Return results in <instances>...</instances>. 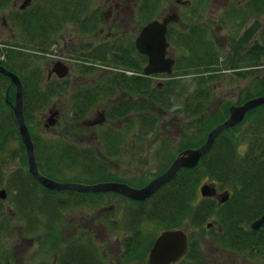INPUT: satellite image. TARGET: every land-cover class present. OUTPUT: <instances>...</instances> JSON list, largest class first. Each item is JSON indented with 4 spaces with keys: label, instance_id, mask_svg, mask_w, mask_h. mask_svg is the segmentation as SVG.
Returning a JSON list of instances; mask_svg holds the SVG:
<instances>
[{
    "label": "rangeland",
    "instance_id": "374dc122",
    "mask_svg": "<svg viewBox=\"0 0 264 264\" xmlns=\"http://www.w3.org/2000/svg\"><path fill=\"white\" fill-rule=\"evenodd\" d=\"M19 1L20 0H9L5 7H0V17L4 16L6 21L7 15H9L10 21L11 18H16L18 7L15 6L18 5ZM74 1L78 2L79 0ZM70 2L71 1L68 0L69 4ZM156 3L157 6L166 5L164 0H155L154 4ZM226 7V9L224 7H217L212 3L207 5L206 2L204 6L199 8L195 15L189 16V20L195 21L197 23L196 25L204 30L203 35L204 32H206V37L203 38L206 40H202V44L208 47L212 42L214 45L213 52L215 51L217 54L215 59L212 57L208 59L211 63L210 69H206L208 68L206 66H200L201 68L195 67L197 59L194 60V58L197 52L191 53L185 45L179 44L178 47L185 57H179L178 64L175 66L172 75H170V77L174 78V83L172 84L171 80L165 81L168 77L164 78L163 76H158L157 78L153 77L151 82L152 85L159 87V90L161 89L160 96L164 98L166 103L168 102L167 106L162 107L151 102L152 100L148 101L146 99L144 103H146V105L150 103L146 106L147 108L145 110L134 109L135 111H131L132 109H129L130 113L127 118L113 119L110 117L111 119H108L107 123L102 127L94 126L89 127L87 131L84 130L83 136L85 141L82 142L84 144H92V146H88L87 148L83 146V150L95 148L98 145L100 148L103 147L106 149L107 146L109 147V141L117 142L121 145V154L117 157H108L107 160L109 171L114 177L117 176L118 180V176L128 178L131 179V184L133 186L139 188L145 187L151 181L166 172L180 153L188 149H197L207 141L209 133L216 128V126L205 133L204 142L202 145H199L198 140L201 138L202 134L198 130L199 124L197 123L201 117L211 115L216 111L219 113L222 108L225 109L229 107L230 109L232 106H240L252 99L264 96V84L261 83L264 81V49L262 50V46L264 47V0H261L259 3L256 0L234 1ZM235 7L237 9H235ZM160 11H164L163 7L159 8L156 13L159 14ZM72 26L68 25L69 33H71ZM127 32L130 33L129 31ZM12 33H14L15 39L8 40V42L10 45L18 46L15 50L21 48L33 50V42L30 41L29 38H23L20 28L15 26ZM90 33V40L93 44L88 41V48L83 50V52H87L89 56L91 53L96 54V52H93L94 48L100 47L98 42L95 43L100 37L98 31L94 30ZM68 37L71 38V36ZM2 42L4 43L3 38L0 36V48H3ZM55 49L56 54L54 52L51 53L68 58L67 52L58 49V47ZM97 49L95 51H97ZM201 49V44H199L197 49L198 52H200ZM259 51H262V53ZM103 52L106 56L112 54V51L107 52V50L98 51V54ZM52 59L54 58L47 55L42 62L35 63L37 66L34 68H41L44 70L45 65L50 63ZM87 61L99 64L94 67L95 70L92 71V75L95 73L93 75L94 78L91 77V79H93V84L102 82L108 83L106 79L107 75L112 77L117 76L119 73L118 69H123L121 66H119L118 69H114L107 67L109 64L106 66V64L102 62ZM38 63L40 65H38ZM73 63L75 67L76 63ZM86 64L87 63H80L77 65L81 66ZM198 64L196 66H199ZM46 73L45 70L44 74ZM73 74L74 72H70L66 77L65 86L72 85L71 77ZM96 77H98V79H95ZM163 83H166L167 86ZM8 86V82L3 79L0 80L1 96L4 97ZM117 90L118 89H115V93L108 97H111V101L104 100V103H102L100 99L97 100L92 106L89 114L95 115L97 110H100L106 105V107H111L109 102H115L120 99L128 100L127 98L133 97L132 93H134V91H128V94L126 91L122 90L117 92ZM201 90L210 94V101L208 104L206 103L207 107L205 106L206 108L202 111L195 112L198 103L191 102V100L193 96L200 93ZM134 97L137 101L141 96L137 94ZM259 107L261 108L258 110L257 108ZM129 110L127 112H129ZM252 110L262 113L256 114L254 112V115L253 112H250ZM252 110L249 111L250 113L247 112L244 120L241 122V130L249 129L254 120L256 121L259 119L264 123V104ZM45 112L47 113L48 110L33 111L31 114L29 113V118L27 117L25 119L31 135L32 133L37 135L43 131L47 132L43 129V123L41 121V116ZM60 114L61 115L58 116L54 115V117L58 118L57 123L60 121V125H58L57 129L63 127L65 122H68V125L73 122L71 118V101L69 102L68 100V104L64 106ZM85 117L86 116L83 118ZM227 119H224V121ZM84 120L88 119L85 118L82 122ZM86 125L88 124L86 123ZM70 129L75 132L77 130L73 124L68 126V139L72 142L71 137L73 139L76 138L72 136ZM107 130L111 132L109 136L104 135ZM78 131L82 132L81 129H78ZM80 136L79 134L76 135L77 139H79ZM44 137L47 138L46 142H49L51 140L49 138L52 137V135L50 132H47ZM244 139V144L240 146V152L242 154L249 149V138L248 140L247 138ZM19 144V141L14 138L7 144V148L15 153L19 148ZM45 150L46 146L41 151V157L45 158L42 163L44 164V169L47 170L45 160L48 161V163H50V161L53 163L54 160L52 159V154ZM51 151L54 153V150ZM78 164L79 162L76 165H69V162L67 166H64V163L61 164L58 169L60 172L53 177L54 180L62 183H82L80 181H87L86 176L88 177V175H84V165L80 164L79 166ZM28 171L29 168L25 165L23 154L19 153H16V155L12 157V162L4 171L6 183L0 186V190L6 189L8 194L5 199H0V264H58L60 253L66 245H69L71 242H77L82 245L87 244V242H93L96 251L101 254L105 264H114L116 260L122 262L124 261V254L128 252L125 251L126 249L122 245V237L126 231L131 230L134 234L138 230L140 232L142 231V235L144 237L146 236L144 240L148 237L149 247H144L142 251L137 250L139 253L142 252V256L130 262L133 264H145L149 260V250L154 241L156 242L157 235L173 229L165 228L164 223L160 221H148L144 225L143 220H137L134 227L135 223H133L130 218L125 217L126 215H123L125 214V210H128L132 204L125 201L121 202L113 195H103L100 198L86 196V198L93 200L89 203L68 205L64 210L59 212V215H57L55 219H51L52 222H55L54 224L56 226L54 230H50L54 228V225L49 219L43 217V222H40L39 219L35 220V218H32V221L27 218L23 219L22 215L27 213V211L18 209L16 203V199L20 193L8 187L9 180L13 179L11 177L13 172H17V175H19L18 178L20 179L24 175L28 177ZM41 172H44V170ZM76 179L80 181H75ZM217 189L218 193L228 191L230 194L229 198L231 197L232 190L229 187L217 185ZM199 193L200 197H204L201 193V187L199 188ZM53 196L57 203H62L65 196L68 198L66 194ZM208 198H213L219 203L216 197ZM85 200L87 201V199ZM226 202H223V204ZM110 204L118 206V209H115L112 214L115 212L119 222L114 221L110 215L105 216L106 212L113 209L110 208ZM185 221L188 225L190 224L189 228L183 229L188 234V245L190 246L192 242L193 234L198 241L196 251L199 253V259L195 258L194 260H196L197 264H204L206 257L207 261L214 257L213 253H211L213 250L212 245L213 243L215 245L217 244L214 242L212 234L214 231L222 228L218 224V213L215 212L211 218L205 222L203 228L193 226L188 219ZM210 222L212 226L209 227L208 223ZM253 223H251L250 226L245 224L246 228L251 232L261 233V235L264 236V224L260 228L254 229L252 227ZM3 228L5 229L2 230ZM46 228H49L50 233H52V231H54V233L56 231L57 233H55V235H47L48 232ZM81 230H83L82 234L80 233ZM130 234L132 235V233ZM133 237H135V235ZM244 244L245 242L243 246ZM121 248L124 250L122 254L119 253ZM252 248L253 249L247 248L249 250L247 251L249 262L264 264V244H258ZM136 249L137 247L132 248V254ZM117 256L119 259H117ZM9 259H11L12 262H10ZM112 260L114 261L111 262ZM130 262L128 261V263ZM184 263H186V261Z\"/></svg>",
    "mask_w": 264,
    "mask_h": 264
},
{
    "label": "trees",
    "instance_id": "16d2710c",
    "mask_svg": "<svg viewBox=\"0 0 264 264\" xmlns=\"http://www.w3.org/2000/svg\"><path fill=\"white\" fill-rule=\"evenodd\" d=\"M8 1L9 0H0V7H5ZM70 1V4L68 3V17L72 20L75 19V15L80 11L81 4L80 1ZM202 40L205 39L201 37V39L196 42L190 37V40H184V45L191 53L197 52L194 60L197 59L196 65L199 63V66L195 65V67L201 68L200 66H206L208 67L206 69H210L211 63L208 59H210L209 57L215 59L217 53L215 51L213 52V44H209L207 47L205 44H202ZM199 44H201L202 48L200 52L197 50ZM263 49L264 47L262 46V50ZM127 52L129 53V51ZM259 52L262 53V51ZM99 55H103L99 56L100 60L106 63L108 62L104 52L101 54L99 53ZM112 59L111 62L116 68L119 66L131 68L127 57L123 59L119 56H113ZM92 71V69L88 70L90 73H92ZM106 79L108 80V83L102 82L96 85L106 86L108 84H116L125 88L126 91H134L141 96L140 101L136 103L125 101L123 104L120 102V106H117L109 112V118H127L130 113L129 109H132L131 111L134 109L145 110L146 105L144 100L146 99L152 100L162 107L167 106L164 98L160 96V91L157 89L156 85L151 84L152 80L149 78H139L121 71L114 77L108 75V78ZM39 83V76H30V78L25 81L26 92L24 94L25 103L23 108L25 119L27 117L29 118V113L31 114L33 111L37 110L32 109L35 105L34 102H36V100L34 101L35 97L32 96V94L33 87L35 85L37 86ZM261 83L264 84V81ZM39 92L43 91L39 90ZM209 96L210 94L203 90L193 96L191 102L198 103L195 112L202 111L207 107L206 105L210 101ZM97 100H99L98 97H93L92 93L88 95V98H83V95L78 92L74 105L75 119L80 120L83 116L88 114ZM7 102L6 98L0 94V186H3L6 183V180L4 179V171L5 168L9 167L12 162V157L16 155V153L23 154L25 165L29 167L28 155L19 132L18 121L12 106ZM46 102L44 96L41 95L39 101L40 106L44 107ZM261 107L257 109L259 110ZM128 110L129 112H127ZM229 111V107H226L225 109L222 108L219 113L216 111L211 115L199 119V122L197 123L199 124L198 130L202 134L201 138L198 140L199 145L203 144L205 133H207L209 129H213L219 123H222L224 119H227ZM250 112H253L254 115L255 113H262L253 110ZM241 124L242 123L222 132L217 138L214 146L203 156L196 167L182 168L172 180L167 182L155 193L151 201L141 203L139 206L137 205L136 210H138H133L132 213L151 215V218L149 219L164 223L165 228L168 229H187L190 227V224L188 225L185 220L188 219L191 221L193 226L203 228L205 222L217 212L218 224L222 227V231L217 233L214 231L212 234V238L216 244L240 248L243 247V243L245 242L244 247L251 249L258 244L263 245L264 236H262L261 233L259 234L249 231L246 228V225L250 226L251 223L264 215V123L259 119L256 121L254 120L253 123H251L252 126L250 125L251 127L249 129L247 128L244 130H241ZM14 138L20 143L19 148L15 153L7 148V144ZM32 138L35 144L37 163L49 177L53 178L58 172H60L58 169L61 164L64 163V166H67L68 162L69 165H76L79 162V166L80 164L84 165L85 174L84 172L83 174L88 175V177L86 176L88 182H94V179L100 181L113 179V175L109 171L110 169H108L107 162L104 159H101L95 155V153H88L87 155L80 154V147L77 148V146L70 144L69 142L67 145V142L61 139V141L52 143V146L49 144L46 145V150L52 154V159L54 160L53 163L51 161L48 163V161L45 160L47 171L44 169L45 167H43L44 164L42 163L45 158L41 157V151L44 147L42 143L38 141V137L33 133ZM244 138H247V140L249 138V149L242 154L240 152V146L244 144ZM108 143L109 147L107 146L106 149L110 154L108 157H111L115 155L113 153V142L109 141ZM70 148L74 149L70 150ZM51 150H54V153ZM11 175L13 179L9 180L8 187L17 190L20 193L16 199L18 209L26 210L27 213L22 215L23 219L27 218L30 221H32V218H35V220L39 219L40 222H43L44 219L42 218L44 217L52 222L51 219H55V217L59 215V212L64 210L68 205H75V199L84 198L85 196H99L93 193H86L77 190L56 191L46 188L39 181L35 180L29 171L27 172L28 177L24 175L20 179L18 178L19 175H17V172H13ZM75 181L80 180L76 179ZM205 182H215L221 187H229L232 190L231 197L224 204H218L217 200L213 198L200 197L199 188L201 184ZM59 194H66L68 195V198L65 196L62 203H57L53 195ZM133 208L134 207H132V209ZM54 223L55 222L53 221L52 224L54 225V228L50 230L55 229L56 225ZM4 229L5 228L2 230ZM46 230L48 232L47 235H55V233H57L56 231L55 233L54 231L50 233L49 228H46ZM80 233L82 234L83 230H81ZM133 238H137V235ZM127 241L130 240L128 239ZM148 241L149 240L147 239L144 240V238H142L140 244L137 241L138 243L133 245L135 248L137 247L133 254L139 253L138 251H142L144 247H149ZM197 244L198 241L193 234L188 255L184 257L185 261L190 263L191 257L195 252L198 253L196 251ZM9 261L12 262L11 259H9ZM58 264H105V262L101 254L96 251L93 242H87L85 245L71 242L69 245H66L60 253Z\"/></svg>",
    "mask_w": 264,
    "mask_h": 264
},
{
    "label": "flooded vegetation",
    "instance_id": "af4514ba",
    "mask_svg": "<svg viewBox=\"0 0 264 264\" xmlns=\"http://www.w3.org/2000/svg\"><path fill=\"white\" fill-rule=\"evenodd\" d=\"M81 4L80 11L77 12L75 15V19H70L68 17V0H32L27 6L22 8L25 0H20L18 5V14L16 18H11L7 15V21L4 16L0 17V36L3 38L4 43L2 44L3 48H0V65L7 68L11 72L15 73L21 79L23 85V95L26 92V85L25 81H27L30 76H39L40 83L33 87V94L32 96L35 97L34 101L36 100L35 105L32 109H46L48 112L42 115V125L43 129L52 135L49 139V142H46L47 138L44 137L47 132L38 133L36 136L38 137V141H40L45 147L47 144L52 146V143H56L58 140H64L70 144L77 146V148H81L80 154L87 155L88 153H95L101 159H104L106 162L108 160V156L110 155L107 149L103 147L100 148L98 145L95 148H89L83 150V146L86 148L88 146H92V144H84L82 141L84 140V132L89 129V127H102L109 118V112L120 106V102L124 104L125 101H130V103H136L140 99L136 101L135 97L137 94L134 92L132 93L133 97L127 98L128 100H118L115 102H109L111 107H100V110H97L95 115L87 114L85 115L86 119L82 122L83 118L80 120L75 119L74 117V105L76 101V95L81 94L83 98H88V95L92 93V96L100 99L102 103L104 100L111 101V97L115 93V89L118 91H126L125 88L121 87L120 85H106V86H97L93 84V75L95 73H90L88 70L92 69L95 70L94 67L99 65L98 63L88 62L87 60H92L95 62H103L99 59L98 51H112L110 56H106L108 62L106 63L107 67L118 69L114 66L112 62L113 56H119L120 58L125 59L128 58L130 62L131 68H126L123 66V69H118L119 72H125L129 75H134L139 78H149L150 80L153 77L163 76L168 77L165 81H170L173 84L174 78L170 77L174 72L175 66L178 64L179 57L183 56L184 54L181 53L178 45L183 44L184 40H190V37L193 41L198 42L201 37H206V32L203 35V29L200 26H197L195 21L189 20V16L195 15L198 12L201 6L207 2V5L211 3L217 7H224L227 8L231 2L240 1V0H164L166 5L157 6V3L154 4L155 0H79ZM159 1V0H157ZM162 1V0H160ZM261 2V0H256ZM163 3V4H164ZM164 9V11H160L157 14V10L159 8ZM235 9H237L235 7ZM236 11V10H235ZM156 13V14H155ZM8 14V13H7ZM171 19L167 24L166 30V40L168 43L166 58H171L174 60V66L171 73H158V74H147L145 72V68L150 63V56L146 53H142L137 48V41L141 36L143 30L150 24L152 21L158 20L160 22H164L165 19ZM68 25H73L71 27V33L68 31ZM18 27L21 29V33L23 38H29L30 41L33 42V50L29 49H19L18 46L10 45L8 40H14L15 36L12 33L14 27ZM97 30L99 34L98 45L100 47L94 48L93 52L96 54H92L89 56L87 52H83L88 48L89 42L91 44L92 41L90 40L91 31ZM129 31L130 33H128ZM137 31V32H136ZM68 36H71L69 38ZM206 40V39H205ZM89 41V42H88ZM212 44V42L210 43ZM61 49L68 53V58L63 56H58L56 54V49ZM97 49V51H95ZM24 50V51H23ZM129 51V53L127 52ZM54 52V53H51ZM50 55V57L54 58L50 63L45 65L44 70L41 68H34L37 65L35 63L42 62L45 56ZM112 59V60H111ZM76 63L74 67V63ZM38 63V65H40ZM80 63H87L86 65H77ZM80 66V67H78ZM105 66V65H102ZM67 68V72L64 76L61 75L63 71ZM46 70V74H44ZM70 72H74L73 76L71 77L72 85L65 86L66 77L70 74ZM105 73V72H104ZM94 78V77H93ZM102 78V77H101ZM108 78V75L106 76ZM4 80L9 83V86L6 91H13L16 92V85L12 83V80L9 76L5 75L4 73L0 72V80ZM90 79V80H89ZM95 79H98L96 77ZM86 81V82H85ZM85 83V84H84ZM168 83V82H167ZM59 84V85H58ZM166 85V83H163ZM159 86V85H157ZM167 86V85H166ZM159 87H157L158 89ZM162 88V87H160ZM43 91V92H39ZM159 90V89H158ZM161 91V89L159 90ZM128 92V91H126ZM41 93V94H40ZM129 94V92H128ZM43 95L44 99H46V104L44 107L40 106V96ZM140 96V95H139ZM127 97V95H126ZM163 98V97H162ZM71 101L72 105V114L71 118L73 122L70 125H74L76 132L70 129V133L76 139L71 140L68 139V122L63 124V127L57 129L58 125H60V121L57 123L58 118L54 117L61 115L64 106ZM114 100V98H113ZM6 101L8 99L6 98ZM149 101V100H148ZM9 104L14 107L16 100L8 101ZM7 102V103H8ZM153 102V101H151ZM25 98L23 100V108H24ZM85 103V101H84ZM150 103V102H149ZM147 103V105L149 104ZM155 103V102H153ZM157 104V103H156ZM146 105V103H145ZM146 105V106H147ZM159 105V104H158ZM168 105V102L166 103ZM145 106V107H146ZM99 108V107H98ZM147 108V107H146ZM60 113H59V112ZM104 119V121H102ZM51 120H56L54 124H51ZM81 121V122H80ZM86 123L88 125H86ZM115 123V122H114ZM148 123V122H146ZM62 126V125H61ZM78 129H81L82 132H79ZM85 130V131H84ZM81 135L79 139H77L76 135ZM111 134L110 130L105 132V136H109ZM21 135V134H20ZM32 136V135H31ZM83 138V139H82ZM33 139V138H32ZM79 140V141H78ZM23 141V139H22ZM34 142V141H33ZM24 143V142H23ZM46 143V144H45ZM35 145V144H34ZM50 146V147H51ZM26 147V146H25ZM74 148H70L72 150ZM121 149V145L117 142H113V157L119 156ZM27 151V149H26ZM74 153V152H73ZM28 155V154H27ZM108 163V162H107ZM29 168V167H28ZM117 176L110 180H98L94 179V182L88 181H80L84 184H98V183H106V182H115V183H125L130 186L131 179L122 178ZM135 187V186H133ZM139 188V187H135ZM93 194L99 195L96 196L100 198L103 195H113L119 199V201L129 202L132 204L129 208L130 210H125V217L130 218L133 221L134 227L136 225L137 220H143V224L145 225L146 222H152L151 215L148 214H134L132 213L133 210H136L137 205L139 206L141 203H145L151 201L153 199V194L150 198L140 201L134 200L129 198L122 193L110 191V192H92ZM87 199V201L85 200ZM85 199L79 198L75 199L76 204H85L93 201L92 199H88L85 196ZM115 199V198H114ZM135 204V205H134ZM111 211L105 213V216H111L114 221L119 222L118 218H116L115 212H112L115 209H118V206L111 205ZM132 207H134L132 209ZM107 208V207H105ZM104 209V208H103ZM105 210V209H104ZM142 210V209H139ZM95 216V215H94ZM95 218V217H92ZM96 219V218H95ZM143 225V226H144ZM176 229V228H173ZM220 229V228H219ZM216 230L217 232H221ZM167 230V229H165ZM129 232V233H128ZM132 233V235L130 234ZM142 231L139 230L135 232L137 238H133V232L126 231L124 233V238L122 237V245L128 251L124 254V261L116 260L117 264H133L130 262L131 260H136L138 257L142 256V252L139 254H132V248H135L133 245L139 244L142 242V238H146L142 235ZM159 235H157L158 238ZM130 241H127V240ZM148 240V237H147ZM157 240V239H156ZM138 241V242H137ZM215 242V241H214ZM152 244V247L154 246ZM149 245V244H148ZM215 247V248H213ZM248 247H232V246H223L221 244L212 245L213 258L209 259V261L204 260V264H255L249 262V257L247 256L249 251ZM190 246L188 247L187 252L176 262L172 264H197L195 258L199 259V253H195L191 257V262H185L184 257L188 255ZM120 254L124 252V250H119ZM122 251V252H121ZM130 251V252H129ZM210 253V254H211ZM246 253V254H245ZM148 254V255H149ZM113 258V257H112ZM117 259L118 256H117ZM112 260L111 262H113ZM128 261L130 263H128ZM199 261V260H198ZM193 262V263H192ZM114 263V264H116ZM150 264V259L145 263Z\"/></svg>",
    "mask_w": 264,
    "mask_h": 264
},
{
    "label": "water",
    "instance_id": "95a60500",
    "mask_svg": "<svg viewBox=\"0 0 264 264\" xmlns=\"http://www.w3.org/2000/svg\"><path fill=\"white\" fill-rule=\"evenodd\" d=\"M32 0H25L22 8L27 6ZM173 19H165L164 22L158 20L152 21L143 30L137 41V48L140 52L150 56V63L145 68L147 74L171 73L174 60L166 58L168 43L166 40V30L168 22ZM0 72L9 76L12 83L17 87V99L13 107L16 119L19 124V132L27 149L29 159V171L35 178L45 187L56 190H77L82 192H110L115 191L132 198L134 200L144 201L155 194L167 182L172 180L182 168L196 167L202 157L213 147L219 135L240 124L247 112L253 108L264 104V96L252 99L240 106H232L230 108L229 117L227 120L216 126L208 135L207 141L197 149H188L180 153L175 159L171 167L162 175L151 181L143 188H134L125 183L106 182L98 184H82L75 182H58L52 178L40 174L36 159L35 145L26 123L23 111V85L18 75L11 72L7 68L0 65ZM67 68L61 73L64 76ZM104 121V119L102 120ZM56 120H51L54 124ZM201 193L204 197H216L220 204L229 199V192L218 193L216 183L209 182L201 185ZM7 197L6 189L0 190V199ZM264 224V215L257 219L252 227L260 228ZM212 226V223H208ZM188 236L183 229H170L164 231L157 238L154 246L151 249L149 259L150 264H172L178 261L187 251Z\"/></svg>",
    "mask_w": 264,
    "mask_h": 264
},
{
    "label": "bare ground",
    "instance_id": "6f19581e",
    "mask_svg": "<svg viewBox=\"0 0 264 264\" xmlns=\"http://www.w3.org/2000/svg\"><path fill=\"white\" fill-rule=\"evenodd\" d=\"M4 97L5 98H7L8 99V101H10L9 99H14V100H16L17 99V89H16V92H13V91H6L5 92V94H4ZM23 100H24V95H23ZM38 168H39V171H40V174H42V175H44V176H46V177H49L48 175H46L45 174V171L44 172H41L42 171V169L39 167V165H38ZM30 172V171H29ZM32 177L35 179V180H37L36 178H35V176L34 175H32ZM49 178H51V177H49ZM38 181V180H37ZM211 223V222H210ZM219 231H222V228H220L219 229ZM187 234V233H186ZM160 236V235H159ZM158 236V237H159ZM187 236H188V234H187ZM188 245V244H187ZM188 247H189V245H188ZM200 249V248H199ZM151 252V251H150Z\"/></svg>",
    "mask_w": 264,
    "mask_h": 264
}]
</instances>
